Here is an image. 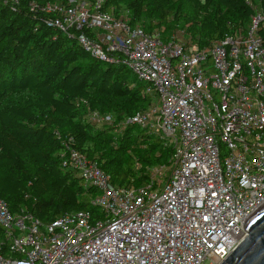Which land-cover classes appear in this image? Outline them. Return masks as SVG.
Wrapping results in <instances>:
<instances>
[{"label":"built area","instance_id":"1","mask_svg":"<svg viewBox=\"0 0 264 264\" xmlns=\"http://www.w3.org/2000/svg\"><path fill=\"white\" fill-rule=\"evenodd\" d=\"M102 3L41 10L92 57L124 63L144 84L154 102L126 122L160 136L172 154L143 185L117 186L70 149L64 165L96 190L100 217L67 212L41 226L0 199L9 240L0 264H220L244 238L240 224L264 206V0H245L248 22L203 47L182 30L164 39L161 29L131 26ZM88 119L112 121L96 111Z\"/></svg>","mask_w":264,"mask_h":264},{"label":"trees","instance_id":"2","mask_svg":"<svg viewBox=\"0 0 264 264\" xmlns=\"http://www.w3.org/2000/svg\"><path fill=\"white\" fill-rule=\"evenodd\" d=\"M66 0H0V199L13 214H30L41 226L67 212L87 211L96 190L64 165L70 149L96 161L117 186H140L150 167L172 154L162 138L126 122L154 102L122 62L90 55L76 36L52 23L41 8ZM102 8L131 26L182 30L197 46L248 22L245 0H103ZM109 115L95 123L88 114ZM2 253L9 248L0 226Z\"/></svg>","mask_w":264,"mask_h":264},{"label":"water","instance_id":"3","mask_svg":"<svg viewBox=\"0 0 264 264\" xmlns=\"http://www.w3.org/2000/svg\"><path fill=\"white\" fill-rule=\"evenodd\" d=\"M240 226L244 238L220 264H264V206Z\"/></svg>","mask_w":264,"mask_h":264},{"label":"snow or ice","instance_id":"4","mask_svg":"<svg viewBox=\"0 0 264 264\" xmlns=\"http://www.w3.org/2000/svg\"><path fill=\"white\" fill-rule=\"evenodd\" d=\"M213 195H215V193H213ZM207 219V218H206Z\"/></svg>","mask_w":264,"mask_h":264}]
</instances>
